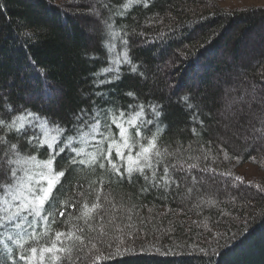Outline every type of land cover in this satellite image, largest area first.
<instances>
[{
	"label": "trees",
	"instance_id": "obj_1",
	"mask_svg": "<svg viewBox=\"0 0 264 264\" xmlns=\"http://www.w3.org/2000/svg\"><path fill=\"white\" fill-rule=\"evenodd\" d=\"M221 1L0 0V118L28 109L75 137L96 112L127 117L143 105V120L152 123L141 131L159 129L161 151L152 169L129 177L107 161L103 169L71 164L87 155L58 152L63 137L50 151L28 144L38 128L9 133L23 155L41 162L55 155L53 168L65 175L44 206L52 214L48 236L30 239L29 223L38 218L4 220L0 211V264L31 247L39 257L56 231L83 238L64 239L72 252L63 264H95L97 256L99 264H264V5L228 9ZM222 84L236 85L242 98L225 122L220 114L231 106L220 99ZM252 126L261 128L254 143L247 140ZM89 144L85 153L96 141ZM82 146L78 139L71 145ZM112 159L118 162L115 153ZM0 164L2 195L12 181L4 171L10 166ZM245 165L260 173H244ZM85 203L101 207L86 217Z\"/></svg>",
	"mask_w": 264,
	"mask_h": 264
},
{
	"label": "snow or ice",
	"instance_id": "obj_2",
	"mask_svg": "<svg viewBox=\"0 0 264 264\" xmlns=\"http://www.w3.org/2000/svg\"><path fill=\"white\" fill-rule=\"evenodd\" d=\"M133 2L134 0H127L123 7H130ZM29 59L31 60V57ZM31 62L35 70L43 76V70L35 65V61ZM115 62L119 63L120 61L118 59ZM123 62L131 64V60L128 58L126 52L123 56ZM136 70L135 65H133L132 71ZM102 71L107 73L111 72L112 69L105 68ZM105 82L107 81H101V83ZM128 95L131 96L134 93L129 92ZM184 99L187 100L188 97ZM4 107L8 112H12L13 110L10 104H6ZM152 111L155 113V116L161 115V112L157 111V106L155 105L152 106ZM144 115L143 105H139V111L129 114L127 117L123 111L105 110L103 113L96 112L93 116V123L87 125L88 131L78 130L75 137L65 136L64 129L60 125L53 123L50 127L47 118L41 117L38 113L28 109H24L13 115L10 120L0 118V130L3 132V135H0V146H3V156L0 157V160L10 166L4 171L5 175H9L12 181L3 185L4 191L0 195V211L5 213L3 219H25L24 214L27 213L28 215H32L34 219L38 218L36 224L29 223V227L33 229L30 239L39 240L48 236L49 230L47 229V225L52 214L46 212L44 206L46 203L50 204L51 200L55 198L53 196V189L60 184L61 178L65 175L63 170L57 172L53 168L55 155H51L50 159L42 162L38 161L35 155H23L18 145L11 143L7 139L9 133L21 136L28 129L38 128L40 130L38 135L27 138L28 144L37 147L47 145L50 151L55 145L60 144L63 137V145L59 147L58 152H64L67 147L77 157L87 155V159H80L79 161L73 157L70 160L71 164L98 165L99 168L103 169L105 168V161H107L111 171H114L118 175L126 173L130 177L133 173L143 174L146 168L152 169L154 166L153 157L161 156V151L157 147L159 129H157V132L152 133L151 136H144L141 131V128L147 123H152V121H144ZM113 126L118 129V135L112 133L111 129ZM130 129L135 130L134 136ZM88 137L96 140L92 152L85 153L83 147L79 149L71 147L73 141L77 139L81 144H87ZM105 142H107L106 149L104 148ZM134 151L135 155H133ZM113 153L118 157V162L113 161ZM121 167L124 168L123 173L121 172ZM0 168H3V164H0ZM18 173L23 174L18 175ZM152 175L155 176V172ZM145 178L147 179V177ZM237 179L242 178L237 177ZM100 207L99 203H93L91 207L85 203L82 215L91 217L92 213ZM59 215L64 216V212L60 211ZM52 223H55L54 218L52 219ZM37 227L43 229L39 234L35 231ZM65 238L69 241L78 240L82 242L83 240L82 237L76 236L74 232L64 233L56 231L54 239H51L48 245L39 248L38 258V248L31 247L29 255L20 253L18 256H14L12 264H17V261L23 262V264H33L37 259L38 264H43L46 254L49 255L50 264H63L64 261L71 259L72 252V247L64 246ZM16 243L20 245L19 240ZM20 246L22 247V245ZM117 251L119 252V249ZM125 251L128 250L125 249ZM102 258V256H97L95 264H99Z\"/></svg>",
	"mask_w": 264,
	"mask_h": 264
},
{
	"label": "rangeland",
	"instance_id": "obj_3",
	"mask_svg": "<svg viewBox=\"0 0 264 264\" xmlns=\"http://www.w3.org/2000/svg\"><path fill=\"white\" fill-rule=\"evenodd\" d=\"M220 4L224 8L232 9V8H236V7L264 5V0H222L220 2ZM234 86H236V85L226 84V85L222 86L223 93H222V96L220 97V99H222V101H224V103H226L227 105L231 106L229 108H231V110H233V111H231L229 109L223 110V112L220 114V116L222 117L224 122L226 119H229L228 117H230L232 115V113H234L236 111V109L238 108V104H241V102H242V98H239L238 94L235 95L233 93V92H235V93L237 92V90L236 91L233 90L232 87H234ZM230 91H232V92H230ZM235 104H236V106H235ZM221 111H219V113ZM235 123L239 124L238 121H235ZM256 126H258V125H256ZM224 127L225 126H222L223 131L226 130V127L225 128ZM260 130H261V128H258V127L255 128L252 126L249 130V133H250V131H252L251 135H250L251 137L247 138V140L249 142L253 141V143H254L256 141V136L259 135V133H260ZM87 140H88V143L83 144V146H82L84 149H86V147L88 145H90L89 143H90L91 137H90V139L87 138ZM95 141L96 140H93L94 143H95ZM242 170L244 171V173L249 174V175H254V174L260 173L259 171H257L256 167L253 165H245L242 167ZM188 177H190V175H188ZM213 181H214V179H213ZM215 181H217V180H215ZM221 187H222V189H224L225 188L224 184H222ZM37 261H38V259H37Z\"/></svg>",
	"mask_w": 264,
	"mask_h": 264
}]
</instances>
